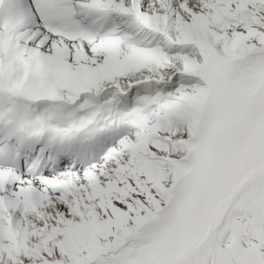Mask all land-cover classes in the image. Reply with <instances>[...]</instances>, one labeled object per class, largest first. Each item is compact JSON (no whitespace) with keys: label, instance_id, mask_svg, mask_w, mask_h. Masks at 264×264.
<instances>
[{"label":"snow or ice","instance_id":"snow-or-ice-1","mask_svg":"<svg viewBox=\"0 0 264 264\" xmlns=\"http://www.w3.org/2000/svg\"><path fill=\"white\" fill-rule=\"evenodd\" d=\"M0 264H264V0H0Z\"/></svg>","mask_w":264,"mask_h":264}]
</instances>
